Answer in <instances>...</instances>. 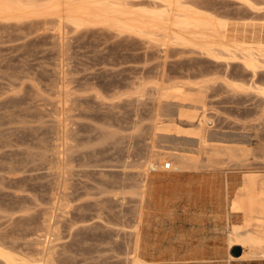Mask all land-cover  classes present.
I'll return each instance as SVG.
<instances>
[{
    "label": "rangeland",
    "instance_id": "rangeland-1",
    "mask_svg": "<svg viewBox=\"0 0 264 264\" xmlns=\"http://www.w3.org/2000/svg\"><path fill=\"white\" fill-rule=\"evenodd\" d=\"M251 1L195 4L228 20L229 40L264 43V0ZM58 18L0 22V237L60 264H129L137 238L149 264H264L227 240L246 174L264 178V70ZM178 87L190 98H160ZM178 155L200 169L145 175ZM158 175L187 187L142 204Z\"/></svg>",
    "mask_w": 264,
    "mask_h": 264
},
{
    "label": "bare ground",
    "instance_id": "bare-ground-1",
    "mask_svg": "<svg viewBox=\"0 0 264 264\" xmlns=\"http://www.w3.org/2000/svg\"><path fill=\"white\" fill-rule=\"evenodd\" d=\"M144 1L145 0H0V22H20L25 19H43L48 16L58 15V20L61 21V23L66 22L78 30L92 26H104V28L108 27L111 28V30H116L119 34H127L136 36L140 39H147V41H151L150 43L153 44L154 42V44L156 43L163 48L172 45L182 46V48L206 55L214 61L228 63V66L230 63L241 62L247 71L253 73L252 77L258 75L260 70H264V43H253L246 40H229L228 20L220 17L221 15L217 16L213 11H209L205 9V7H203L204 9L200 8L196 5L197 3L195 4L196 0H146L149 4L147 2L143 3ZM244 2L250 6L254 4L251 0H244ZM256 81H253V86L256 85ZM258 86H255V88H259L258 90H261L264 95V88ZM204 93L201 94L203 95ZM159 96L164 100H173L176 98L187 100L190 98L184 95L183 87H178L174 91L161 92ZM196 97L200 99L199 96L196 95ZM204 111L206 112V110ZM205 116L204 114L200 122L203 126L207 124L208 121ZM156 129L165 133H172L174 130L178 133L186 132L176 129L173 124L159 125ZM202 139L205 140V138ZM205 142L206 141H204V143ZM170 159L172 162L165 161V157H157L155 159L153 157L146 166L147 173H145V175H150L149 172L151 170H158L159 168L165 169L166 164L171 163V165L174 166L173 169L171 166V169L180 174H178L177 177H181L191 172L192 169L194 170L197 166L193 163V159L188 156L178 155ZM197 168H199V166H197ZM13 170L14 169L11 171ZM258 175L253 172L246 174L244 184L239 188L238 197L231 204V210L243 214L245 221L243 224L234 225L227 239L229 240L230 247L234 245L242 246L244 250L241 258L243 257L251 260L257 258L264 259V237L254 233V229L256 228L264 229V178ZM177 177L172 178V176L158 175L150 180L144 178L140 184L141 187L139 186L141 189L139 195L142 204L146 202L153 203L157 197L163 196L162 192H165L167 189L174 191L177 189H184V187L186 188L187 186L183 184L184 182L180 183ZM168 178H172L171 181L173 182L166 183L167 180H170ZM155 180H160L161 185L158 183L159 186H157ZM17 182L19 181L16 180V184ZM49 224L51 223L48 222L47 225L50 226ZM48 228L49 227H47V229ZM261 232L262 231L259 233ZM140 239L137 238V240H135L136 242L134 241V257L133 260L131 258L132 261L130 260L131 263L129 264H149V262L144 260L141 256L142 240ZM14 240L16 239L14 238ZM14 242L15 241L9 243L5 238L0 237V263L60 264L52 255L45 257L46 255L44 254L45 256L41 259H33L32 257L35 258V256H30L29 252L19 249L14 245ZM41 250L40 248V251ZM45 252L50 253L48 249ZM40 254L42 255V253Z\"/></svg>",
    "mask_w": 264,
    "mask_h": 264
},
{
    "label": "water",
    "instance_id": "water-1",
    "mask_svg": "<svg viewBox=\"0 0 264 264\" xmlns=\"http://www.w3.org/2000/svg\"><path fill=\"white\" fill-rule=\"evenodd\" d=\"M234 254H236L237 256H240L241 249L240 248L235 249Z\"/></svg>",
    "mask_w": 264,
    "mask_h": 264
},
{
    "label": "built area",
    "instance_id": "built-area-1",
    "mask_svg": "<svg viewBox=\"0 0 264 264\" xmlns=\"http://www.w3.org/2000/svg\"><path fill=\"white\" fill-rule=\"evenodd\" d=\"M171 166H172L171 163H167L166 166H165V169L169 170V169H171Z\"/></svg>",
    "mask_w": 264,
    "mask_h": 264
}]
</instances>
